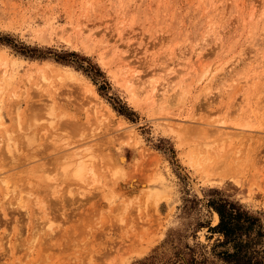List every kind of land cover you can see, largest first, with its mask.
<instances>
[{"label":"rangeland","instance_id":"rangeland-1","mask_svg":"<svg viewBox=\"0 0 264 264\" xmlns=\"http://www.w3.org/2000/svg\"><path fill=\"white\" fill-rule=\"evenodd\" d=\"M219 195L264 222V0H0V264L208 250Z\"/></svg>","mask_w":264,"mask_h":264},{"label":"trees","instance_id":"trees-1","mask_svg":"<svg viewBox=\"0 0 264 264\" xmlns=\"http://www.w3.org/2000/svg\"><path fill=\"white\" fill-rule=\"evenodd\" d=\"M219 220L208 230L217 233L210 249L185 245L160 264H264V222L239 201L225 196L208 200ZM157 254L139 261L155 264Z\"/></svg>","mask_w":264,"mask_h":264},{"label":"bare ground","instance_id":"bare-ground-1","mask_svg":"<svg viewBox=\"0 0 264 264\" xmlns=\"http://www.w3.org/2000/svg\"><path fill=\"white\" fill-rule=\"evenodd\" d=\"M250 15H251V14H250ZM253 16H254V15H253ZM253 16H252V17H253ZM245 18H246V17H245ZM246 19H247V18H246ZM258 70H259V69H258ZM255 72H256V71H255ZM5 75H6V74H5ZM251 75H252V74H251ZM261 75H262V74H261ZM252 78H253V77H252ZM72 80H73V79H72ZM262 81H263V80H262ZM79 83H80V82H79ZM249 83H250V82H249ZM262 84H263V83H262ZM76 85H77V83H76ZM251 85H252V84H251ZM254 85H255V84H254ZM84 86H85V85H84ZM248 86H249V85H248ZM252 86H253V85H252ZM255 87H257V86H255ZM255 87H254V88H255ZM85 88H86V86H85ZM87 88H88V87H87ZM90 88H91V87H89L88 89H90ZM154 88H155V87H154ZM76 89H77V88H76ZM157 89H158V88H157ZM251 89H252V88H251ZM159 90H160V89H159ZM79 91H80V90H79ZM90 91H91V89H90ZM153 91H157V90H153ZM153 91H152V92H153ZM249 91H250V90H249ZM157 92H158V91H157ZM157 92H156V93H157ZM91 93H92V91H91ZM249 93H250V92H249ZM94 94H96V93L94 92ZM154 94H155V93H154ZM178 94H179V93H178ZM178 94H177V95H178ZM250 94H251V93H250ZM155 95H157V94H155ZM177 95H176V96H177ZM246 95H247V94H246ZM251 95H252V94H251ZM159 96H161V95L159 94ZM164 96H165V95H164ZM247 96H248V95H247ZM157 97H158V96H157ZM80 98H81V97H80ZM155 98H156V96H155ZM158 98H159V97H158ZM174 99H175V98H174ZM174 99H173V100H174ZM154 100H155V99H154ZM164 100H166V99L164 98ZM177 100H178V99H177ZM93 101H94V100H93ZM89 102H90V101H89ZM167 102H168V101H167ZM167 102H166V103H167ZM170 103H171V101H170ZM152 104H153V103H152ZM167 104H168V103H167ZM153 105H154V104H153ZM252 105H253V104H252ZM68 106H69V109H70V108L72 109L73 104H72V103H69ZM253 106H254V105H253ZM80 116H81V115H80ZM80 116H79V117H80ZM76 119H79V120H80V118H77V117H76ZM76 119H75L74 123H72V125L75 126V127H76V126H80V125L82 126L81 122L77 121ZM64 122H65V121H64ZM82 122H84V121H82ZM103 126H104V125H103ZM20 127H21V126H20ZM201 127H202V126H201ZM31 128H32V127H31ZM80 128H81V127H80ZM25 129H26V128H25ZM7 130H8V129H7ZM14 130H15V129H14ZM7 132H8V131H6V133H7ZM25 132H26V131H25ZM17 133H18V132H17ZM25 134H26V133H25ZM210 134H211V133H210ZM230 134H231V133H230ZM79 135H80V134H79ZM47 136H48V135H47ZM203 136H204V135H203ZM194 137H195V136H194ZM21 139H22V138H21ZM9 140H10V138H9ZM36 140H37V139H36ZM2 141H3V140H2ZM220 141H221V140H220ZM22 142H23V141H22ZM2 143L4 144V142H2ZM2 143H1V144H2ZM24 143H25V142H24ZM13 145H14V144H13ZM10 146H11V144H10ZM10 146H9V143H8L7 147L5 146L6 150H9ZM28 146H29V145H28ZM113 146H116V147H113ZM119 146H120V145H119ZM119 146H118L117 143H113L112 146L110 145V150H112V149L114 148V150L116 149V151H117V149H118V152H116L115 154L112 155L113 161H114V163L116 164L115 167H120L121 165H124V162H125V159H126V158H125V155L119 151V148H120ZM215 146H216V145H215ZM12 147H13V146H12ZM7 148H8V149H7ZM106 148H107V146H106L104 149H106ZM16 149H17V148H16ZM107 149H109V148H107ZM110 150L107 151V152H111ZM247 150H248V149H247ZM249 150H250V149H249ZM9 151L11 152V150H9ZM12 152H13V151H12ZM219 155H221V154H219ZM217 156H218V155H217ZM252 157H253V156H252ZM243 158H244V157H243ZM82 159H83V158H82ZM233 159H234V158H233ZM210 160H211V159H210ZM237 160H238V159H237ZM237 160H236V161H237ZM250 160H251V159H250ZM250 160H249V161H250ZM261 160H263V158H262ZM229 161H230V160H229ZM229 161H227V163H228ZM233 161H234V160H233ZM233 161H232V163L234 164ZM236 161H235V163H236ZM238 161H239V160H238ZM238 161H237V163H238ZM240 161H241V160H240ZM243 161H245V160H243ZM241 162H242V161H241ZM241 162H240V163H241ZM247 162H248V160H247ZM251 162H252V160H251ZM255 162H256V161H255ZM216 163H217V162H216ZM240 163H238V164H240ZM81 164H82V163H81ZM228 164H229V163H228ZM256 164H257V163H256ZM214 165H215V164H214ZM215 166H216V165H215ZM81 167H82V166H81ZM113 167H114V166H113ZM115 167H114V170H115V173L117 174L118 169L115 168ZM212 167H214V166L212 165ZM219 167H220V166H219ZM215 168H217V167H215ZM236 168H237V167H236ZM80 169H81V168H80ZM231 169H232V168H231ZM209 170L211 171V169H209ZM214 170H215V169H214ZM135 181H136V180H133V181L129 184V187H131L132 189L136 187V183H135ZM136 190H137V188H136ZM62 201H63V200H62ZM63 203H64V202H63ZM65 215H66V218H69V216L67 215V213H65ZM70 219H71V218H70ZM68 220H69V219H68ZM65 222H66V221H65ZM65 222H64V224H65ZM69 222H70V221H69ZM52 225H53V224H52ZM51 227H52V226H51ZM54 230H56V229H54ZM22 232H23V231H22ZM23 234H24V233H23ZM19 235H20L19 237L22 238V237H21V232L19 233ZM35 235H36V234H35ZM22 236H23V235H22ZM49 236H51V235H49ZM49 236H47V237H49ZM19 237H18V238H19ZM47 237H45V238H47ZM54 237H55V236H54ZM56 237H57V236H56ZM35 239H36V238H35ZM48 239H50V240L52 241L53 238L50 237V238H48ZM22 240H23V239H22ZM33 240H34V238H33ZM53 240H54V239H53ZM61 240H62V239H61ZM54 241H55V240H54ZM56 241H57V239H56ZM56 241H55V242H56ZM110 241H111V240H110ZM15 242H16V241H15ZM55 242H54V243H55ZM49 243H50V242H48V241L46 242L47 245H48ZM52 243H53V241H52ZM47 245H46V246H47ZM49 245H50V244H49ZM51 245H53V244H51ZM55 245H56V243H55ZM47 247H48V246H47ZM49 247H51V246H49ZM55 247H56V246H55ZM15 248H16V247H15ZM103 248H104V247H103ZM52 249H53V248H52ZM110 251H111V250H110ZM41 252H42L41 255H44L43 252H45V248H44V250H43V248H42ZM47 254H48V253H47ZM107 254H108V253H107ZM109 254H110V253H109ZM110 255H111V254H110ZM53 256H54V255H53ZM47 257H48V256H47ZM39 258H40V257H39ZM42 258H43V256H42ZM47 259L49 260L50 258H47ZM8 264H10V263H8ZM51 264H52V262H51Z\"/></svg>","mask_w":264,"mask_h":264}]
</instances>
